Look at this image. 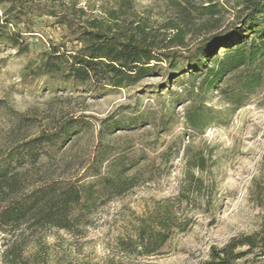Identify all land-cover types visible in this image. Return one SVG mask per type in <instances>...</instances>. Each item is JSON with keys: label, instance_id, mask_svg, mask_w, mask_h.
Wrapping results in <instances>:
<instances>
[{"label": "rangeland", "instance_id": "obj_1", "mask_svg": "<svg viewBox=\"0 0 264 264\" xmlns=\"http://www.w3.org/2000/svg\"><path fill=\"white\" fill-rule=\"evenodd\" d=\"M35 1L105 26L116 19L127 32L145 25L169 37L175 32L167 23L180 21L175 0ZM16 10L11 1L0 0V22ZM31 15L29 28L16 20L1 28L0 161L25 154L26 142L37 135L54 137L41 163L30 164L22 175L25 189L58 179L61 186H80L90 200L75 207L73 214L79 215L70 230L31 222L0 226V264H208L212 248L234 237L255 235L259 242L264 236V66H240L209 86L206 71L196 67L216 62L193 56L205 38L196 31L177 46L184 57L173 66L164 61L141 80L123 86L66 80L39 73L38 66L51 43L67 41L70 50L77 44L67 40V27L55 16L38 9ZM194 21L198 25L200 18ZM17 30H30L24 33L28 49L9 39ZM255 69L260 85L248 87ZM200 156L204 169L190 167L189 161ZM189 170L202 177V191L179 203ZM97 171L129 175L133 184L108 194L111 175L102 179ZM168 201L179 226L169 230L155 254H145L137 227ZM234 251L243 253L234 264H244L260 249L245 244Z\"/></svg>", "mask_w": 264, "mask_h": 264}, {"label": "trees", "instance_id": "obj_2", "mask_svg": "<svg viewBox=\"0 0 264 264\" xmlns=\"http://www.w3.org/2000/svg\"><path fill=\"white\" fill-rule=\"evenodd\" d=\"M16 13L14 17H6L1 28L16 20L29 28L32 22L31 13L35 9L53 15L57 21L66 25L67 40L76 43V49L70 50L67 41L51 43L38 66V72H51L62 78L78 82L105 83L123 86L127 82L143 79L153 72L164 61L170 65L176 64L184 53L177 48L186 43L188 32L202 31L205 38L201 41L196 58H213L215 66L206 63L196 70H205L209 86H214L229 72L243 65L257 64L264 66V0H175V8L180 15V21L171 20L166 28L173 29L174 34L167 37L165 32L157 35L145 25H136L133 32H127L120 27L118 21L106 26L89 22L77 16L72 10L57 11L48 3L31 0H9ZM83 13L84 10L81 9ZM7 14V13H6ZM112 18H117L111 13ZM200 18L195 23L194 18ZM1 21V20H0ZM191 24L192 27H189ZM199 26V27H198ZM17 30L9 33V39L20 50L28 49L25 32ZM222 51L218 55V51ZM192 56H187V58ZM253 71L246 86L260 85L261 73ZM233 102H237L234 101ZM197 115L192 117L191 124L196 126ZM56 142L54 137L44 134L37 135L26 142L25 154H10L0 161V226H12L31 222L33 226H57L72 228L76 206H85L90 200L80 188L69 184L61 186L62 181L53 179L33 189L26 190L22 175L30 164L41 163L46 155V148ZM189 166L204 169V160L200 156L196 161H189ZM108 178L109 185L105 191L109 194H120L125 188L131 187L129 175H102ZM203 179L188 171L181 192L176 200L180 203L190 192H201ZM177 212L174 203L170 201L159 203L147 217L141 220L137 227V236L145 254H155L169 237V230L177 228ZM180 230H185L182 227ZM247 244L249 249L260 251L246 259L244 264H264V236L257 242L255 235L243 238H232L224 247L212 248V257L208 264H234V260L243 253H235L238 246ZM34 264V261L33 263Z\"/></svg>", "mask_w": 264, "mask_h": 264}]
</instances>
